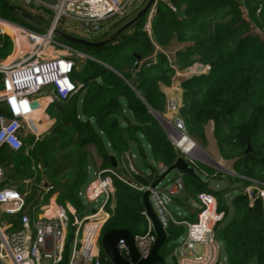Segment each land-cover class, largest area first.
I'll return each instance as SVG.
<instances>
[{"label":"trees","instance_id":"trees-1","mask_svg":"<svg viewBox=\"0 0 264 264\" xmlns=\"http://www.w3.org/2000/svg\"><path fill=\"white\" fill-rule=\"evenodd\" d=\"M156 5L150 31L145 27V14L107 45L62 39L93 57L73 73V79L83 87L64 101H53L47 113L55 118V124L39 138L29 135L19 151L3 147L0 163L16 165L15 174L23 177L27 175L26 166L33 173L35 160L51 182L57 201L71 202L79 214L86 207L79 192L91 180L87 172L90 145L97 147L104 168L111 166L110 156L115 155L119 171L126 177L120 158L133 146L139 162L148 165L150 172L135 174L130 180L152 185L163 174L159 163L168 169L184 155L154 114L164 112L166 95L162 87L171 85L179 72L196 64L208 67L206 72L181 81L180 115L189 135L203 143H208L205 129L212 125L219 156L232 162L234 173L215 175L225 183L221 192L186 173L185 178L194 194L204 190L213 193L219 210L224 211L215 228L217 233L223 232L219 258H225L224 264H264L263 204L259 199L252 202L245 193L250 183L264 186V0H157ZM0 15L41 28L22 19L2 0ZM108 33L103 31L98 40ZM174 47L176 61L172 63L163 50ZM12 48V38L0 34V58L8 56ZM0 113H8L4 103H0ZM142 142L149 147H143ZM248 146L251 150L247 152ZM57 152L63 153L60 161L53 157ZM196 152L205 155L198 148ZM191 162L198 173L214 176L212 167L196 159ZM63 172L68 173L64 179L60 176ZM41 182L40 178L33 195L38 194ZM239 182L241 185H237ZM232 186L236 196L228 203L223 193ZM142 193L116 180L115 208L103 233L117 228H128L135 235L147 231L148 221L141 213ZM33 200L27 198L29 204ZM13 222L15 228L19 226L18 220ZM184 227L175 223L167 227L169 237L159 251L165 260L158 264H176L173 251ZM72 239L70 229L64 260Z\"/></svg>","mask_w":264,"mask_h":264},{"label":"built area","instance_id":"built-area-1","mask_svg":"<svg viewBox=\"0 0 264 264\" xmlns=\"http://www.w3.org/2000/svg\"><path fill=\"white\" fill-rule=\"evenodd\" d=\"M138 1L13 0L12 3L25 7L42 22L49 19L47 24L50 27L39 31L0 15V34L9 35L13 40L11 53L0 58V103H4L8 111L0 113V150L3 147L21 150L27 135H39L37 122L46 116L48 105L55 100L64 101L72 97L83 87L81 82L73 79V73L78 69L79 57H83L84 61L93 57L65 43L55 34L54 29L59 28L60 22H69L65 24L74 30V35L81 36L76 31L98 35L106 25L103 23L124 18ZM151 19L152 15L145 25L149 31ZM26 42L30 47L25 48ZM75 53H78L77 56ZM203 71L192 69L191 74L185 75L190 77ZM181 106L178 98L168 99V109L174 114L171 121H166L172 130L168 136L192 160L198 146L179 116ZM179 139L190 142L191 147L184 148ZM129 155L134 156L126 152L120 159V166L126 171V162L131 158ZM165 169L162 166V170ZM7 179V166L0 163V259L5 264H43L44 258H51L52 264H102L101 238L103 227L115 208L116 180L142 192L149 189L151 204L166 229L171 223L185 225L186 234L173 251L176 264H216L220 256L221 245L215 228L223 219L224 211L219 210L213 193L204 190L197 194L195 220L181 219L169 207V202L185 190L181 172L167 183L151 187L127 179L119 171V166L100 169L79 193L84 203L100 202L84 214L77 213L68 202L59 203L54 195L48 196L45 201V194L52 190V186H41L38 202L31 205L27 201L28 189L21 191L9 184ZM245 193L252 202L259 199L264 209V187H245ZM141 213L148 221V230L135 235V242L141 257H146L156 234L146 210ZM4 215H9L12 221L17 219L19 226L15 228L14 222L2 221ZM70 229L73 239L68 258L64 260ZM119 248L128 258L129 251L124 240H120Z\"/></svg>","mask_w":264,"mask_h":264},{"label":"rangeland","instance_id":"rangeland-1","mask_svg":"<svg viewBox=\"0 0 264 264\" xmlns=\"http://www.w3.org/2000/svg\"><path fill=\"white\" fill-rule=\"evenodd\" d=\"M11 3L13 2V0H9ZM47 2H56L57 0H45ZM148 0H139L129 11L128 15H126L124 18H117V19H112L111 21L109 22H106V23H103V24H106L103 31H105L106 33H108L110 30H112L111 28L113 26H117L119 25L122 21H125L126 19H128L129 17H131L132 15L136 14L144 5L145 3L147 2ZM157 5H153L149 10L148 12L146 13L147 14V20L149 18L150 15L154 16V14L156 13V7ZM171 7H173L171 5ZM174 8V7H173ZM50 20L49 19H45V24H47ZM61 24L59 25V28H65L66 30L70 31V33L74 34V30L72 28H70L69 26H67L65 23H69V22H66V20H62L60 22ZM46 29L44 28H40L39 31H45ZM103 31L98 34V35H92V34H87L83 31H76V33L80 34L81 36L79 37H82V38H85L87 40H91V41H98V38H100L101 34L103 33ZM75 33V34H76ZM30 47L29 44L26 42L25 43V48H28ZM176 47H174L172 50L171 49H167V50H163V53H165L168 57H169V60L170 62L174 63L176 61ZM78 53H75L74 55L77 56ZM84 58L83 57H79L78 58V69H81V68H84ZM196 65H199V64H196ZM200 66V65H199ZM194 67V66H193ZM193 71L194 70H198V69H202L204 70L203 72H206L208 69L207 67L204 68V67H196V68H193ZM188 70V71H184L182 73V78H187L185 76V74H191V70ZM180 73V72H179ZM192 74H195V73H192ZM80 83V82H79ZM81 84V83H80ZM166 95V94H165ZM169 95H166V104H165V108H164V112L162 114H159L161 117H163L166 121L168 120H172L174 114L171 113V111L168 109V99L169 98H172L174 96H169ZM181 102H182V98H181ZM49 116V119L50 120H53V123L55 124V118H53L50 114H48ZM179 116L181 117V115L179 114ZM53 124V125H54ZM52 125V126H53ZM166 129L168 131V134L171 135L172 134V130L170 129V127L166 124ZM207 128V127H206ZM211 128H212V125L211 126H208L207 129H205V134L207 132L208 134V137L209 139L207 138L208 140V143H203L201 141V139H199L197 136H191V138L193 139V141L196 143V145L198 146V148L200 150H202L204 152L205 155H200L199 153L195 152V157L194 159L196 160H199L200 162L204 163L205 165H208L210 167H212L215 171H214V176H211V177H207L205 173H198L200 179L202 181H205L206 184H207V188H211L212 190H216V191H219L221 192V190H225V183L223 181H220L218 179H216L217 176L215 175H220V174H226V173H234L233 172V169H232V162L229 161V160H223L220 156H219V152H218V148H217V144H216V139L214 137V134L213 132L211 131ZM47 130V129H46ZM40 131L42 130H39V133ZM49 131V129L47 131H43L42 134H45ZM41 136V135H40ZM207 137V136H206ZM141 138H143V135L141 136ZM142 146L143 147H149V144L146 143V142H142ZM87 151H88V162H87V172H88V176L91 177L90 179H92L94 177V174L96 171L100 170V169H103V161H102V158L101 156L99 155V152H98V149L97 147H95L94 145H90L88 148H87ZM66 152V151H65ZM63 153L62 152H57L56 154L53 155L54 159H58V161H60V159H62V155ZM137 154V155H136ZM136 154H133L134 156H131L129 155L131 158L130 160H128L126 162V168L128 169V171H126V169L122 168L126 174H127V179L130 180L131 177H134L135 174H140L142 175L143 172L141 171V169H139V160H138V153ZM185 155V154H184ZM185 157L189 160L190 157L188 155H185ZM151 162H153V159L151 158L150 159ZM32 169H33V173L29 171V167H25V171L27 172V175L26 176H17L15 174L16 172V165H13L11 164L10 166H7V180L9 182V180H12L14 181L15 180V184H17L19 187H22L24 189H28L27 191L29 192L28 193V197H30L31 199H34L33 201L34 202H38V194H35L33 195L32 192L34 190V186L30 185V183L32 182H37L36 184L40 183V178L42 179L45 175L42 174V169H41V164H36L35 160H33L32 162ZM162 164H158L157 167L160 169L161 172H164L162 170ZM133 168V169H132ZM145 168H148V165L145 164ZM144 168V169H145ZM68 173H71V171H69ZM68 173H62L60 176H62V178L64 179V177H66L68 175ZM177 173V170H173L172 172L169 173V175L164 178V181L162 182V185L165 184L168 179L172 178V176ZM22 177V178H21ZM183 177H184V182H185V191L187 193V196L189 195L192 199H197V195L193 193L192 191V187L187 183V178H185V174L183 173ZM199 179V180H200ZM31 180V182H30ZM11 181V183L13 184V182ZM27 181H29L30 183H28ZM10 184V183H9ZM144 185V184H143ZM237 185H241V183L239 182ZM261 186V187H264L260 184H258L257 182H253V183H250L248 184L246 187H249V186ZM234 186V185H233ZM230 188V190L228 189L227 191H224L223 195H224V198L226 199V201L228 203L231 202L232 199H234V197L236 196V194L234 193L233 189L236 188L234 186V188ZM38 187V185H37ZM84 189V187H83ZM80 193V192H79ZM51 195V193H46L45 196V201L47 200L48 196ZM80 198H81V195H79ZM71 203V202H70ZM72 204V203H71ZM100 202H93V203H85V208L88 210L90 208H93L94 205H99ZM73 205V204H72ZM74 206V205H73ZM74 208L76 209L77 211V208L76 206H74ZM84 211V210H82ZM77 213H79L77 211ZM1 220H7L9 222H13L12 221V218L9 216V215H4L3 217H1ZM14 220V219H13ZM17 220V219H15ZM147 230H148V227H147ZM217 235V239L222 242L223 241V232H219L216 234ZM221 249V248H220ZM104 253V252H103ZM105 255V253H104ZM105 257L107 258V256L105 255ZM104 256L102 254V264L105 262L103 260ZM225 259V258H224ZM224 259L223 261L218 257V260L216 262V264H224ZM169 262H171V259H169ZM108 263H111L110 260L107 258V261H106V264ZM43 264H52V260L51 258H44L43 259ZM112 264V263H111Z\"/></svg>","mask_w":264,"mask_h":264},{"label":"water","instance_id":"water-1","mask_svg":"<svg viewBox=\"0 0 264 264\" xmlns=\"http://www.w3.org/2000/svg\"><path fill=\"white\" fill-rule=\"evenodd\" d=\"M14 13L20 16L25 21L29 22L33 26H38L44 29H48L50 26L45 24L41 20H39L32 12H30L25 7L11 3L9 0H2ZM157 0H148L145 5L132 17L123 21L116 29L110 31L104 38L98 41H91L85 38L79 37L74 35L66 30L61 28H55V34L72 43L76 44H86L90 46H102L107 45L113 41H115L121 34H123L126 30L134 25V23L144 16L148 10L155 4ZM138 67V64H136ZM156 117L166 126V120L161 117L158 113L154 112ZM251 150V147L248 146L247 152ZM111 159V166L117 167L118 162L115 155L110 156ZM173 170H177L188 175H191L197 179H200L197 171L195 170L191 160H188L185 155H181L177 158L175 163L166 169L163 174L160 176L158 180H156L151 187H155L160 184L164 178ZM51 185V182L48 180L47 176H44L42 187L47 188ZM142 201L144 204V209L146 210L152 226L153 230L156 234L155 241L153 242L150 252L146 257H141L139 250L137 248L135 242V234L128 228H117V229H110L103 233L101 238V246L102 250L110 260L112 264H158L162 263L165 258L159 253L161 247L167 241L169 234L167 229L162 225L161 221L159 220L150 200V190L147 189L142 193ZM120 240H124L125 245L128 248L129 256L126 258L121 253L119 248ZM0 264H5L0 259Z\"/></svg>","mask_w":264,"mask_h":264},{"label":"crops","instance_id":"crops-1","mask_svg":"<svg viewBox=\"0 0 264 264\" xmlns=\"http://www.w3.org/2000/svg\"><path fill=\"white\" fill-rule=\"evenodd\" d=\"M45 23V22H44ZM61 29H65V28H61ZM196 67H200L199 65H194V67L193 68H196ZM183 73V72H182ZM182 73L180 72V73H178L177 74V76L174 78V80H173V82H172V84L171 85H169V86H163L162 87V90H163V92L166 94V95H171V96H174V97H176V98H178L180 101H181V98H182V88H181V81L184 79V78H182L181 76H182ZM197 74H200V73H197ZM186 76V75H185ZM168 96V97H169ZM51 104V103H50ZM49 104V105H50ZM49 105H48V107H49ZM47 107V108H48ZM54 123H53V120H50L49 119V116H48V113H47V109H46V116H44V117H41V118H39V120H38V122H37V126H38V130H42V131H40V133H39V135L38 136H36V135H34V136H36V138H39V136L43 133V131L45 132V131H47L48 129H50L51 127H52V125H53ZM207 128H208V126H207ZM206 128V129H207ZM47 129V130H46ZM211 131H212V128H211ZM29 135H32V134H29ZM29 135H27L26 137H25V139L29 136ZM206 136H207V138L209 139V137H208V134H207V132H206ZM126 152H129V153H132V154H136L137 152L133 149V146L131 147V148H129L128 150H126L124 153H126ZM137 155V154H136ZM116 157V156H115ZM117 159V158H116ZM121 159V158H120ZM139 160V159H138ZM121 161V160H120ZM117 162H118V160H117ZM118 164H119V162H118ZM139 169H141V171L142 172H145V173H149L150 172V169L149 168H145V165H143V164H141V162L139 163ZM118 166V165H117ZM145 168V169H144ZM179 172L180 171H177V173H175L173 176H172V178H174L177 174H179ZM182 173V172H181ZM169 175V174H168ZM167 175V176H168ZM166 176V177H167ZM165 177V178H166ZM44 178V177H43ZM43 178H42V182H41V185H40V187L42 186V183H43ZM171 178V179H172ZM170 178L168 179V181L169 180H171ZM11 181L12 180H9V183L10 184H12L11 183ZM164 181V180H163ZM162 181V182H163ZM167 181V182H168ZM13 182V185H15L19 190H20V188H19V186L17 185V184H15V180L14 181H12ZM166 182V183H167ZM37 183V182H36ZM35 182H33V185L32 186H34V185H38L39 186V183L38 184H36ZM50 186H52V185H50ZM86 187V186H85ZM84 187V188H85ZM43 188V187H42ZM83 190V189H82ZM81 190V191H82ZM188 190V189H187ZM186 190V191H187ZM22 191V190H21ZM23 191H26V189H24ZM186 191L184 190L179 196H177L176 198H174V199H172L170 202H169V207H170V209L174 212V214L176 215V216H179V218H181V219H185V220H195L196 218H197V212H198V200L197 199H192L189 195L187 196V193H186ZM41 192V188H39V191H38V196H39V193ZM49 193H51V195H49V196H52V195H54L55 197H56V195L54 194V193H52V191H50ZM66 202H68V203H70L69 201H66ZM65 202V203H66ZM34 203V201L31 203V205ZM71 204V203H70ZM85 212H87V209L85 208V210L83 211V214L85 213ZM183 226H185V225H183ZM184 229H185V232L179 237V239L177 240V245H176V247L177 246H179L180 245V242H181V240L184 238V236H185V234H186V227H184ZM221 243L222 242H220V245H221ZM175 249V248H174ZM172 262H174V260H172ZM174 264H175V262H174Z\"/></svg>","mask_w":264,"mask_h":264},{"label":"bare ground","instance_id":"bare-ground-1","mask_svg":"<svg viewBox=\"0 0 264 264\" xmlns=\"http://www.w3.org/2000/svg\"><path fill=\"white\" fill-rule=\"evenodd\" d=\"M179 144L183 146L186 149H189L191 147V143L187 142L185 139H179ZM198 148V147H197ZM199 149V148H198ZM196 150V148H195ZM202 151V150H201ZM203 152V151H202ZM204 153V152H203Z\"/></svg>","mask_w":264,"mask_h":264}]
</instances>
